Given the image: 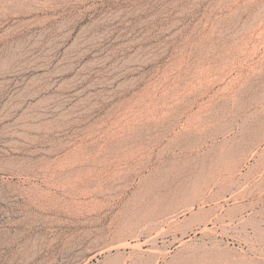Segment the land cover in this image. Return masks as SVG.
I'll return each mask as SVG.
<instances>
[{
    "label": "rangeland",
    "instance_id": "1",
    "mask_svg": "<svg viewBox=\"0 0 264 264\" xmlns=\"http://www.w3.org/2000/svg\"><path fill=\"white\" fill-rule=\"evenodd\" d=\"M0 264H264V0H0Z\"/></svg>",
    "mask_w": 264,
    "mask_h": 264
}]
</instances>
